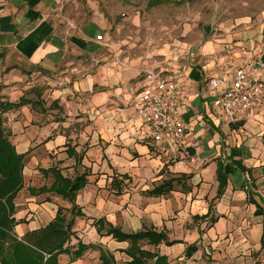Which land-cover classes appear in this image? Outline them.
<instances>
[{"label": "crops", "instance_id": "crops-1", "mask_svg": "<svg viewBox=\"0 0 264 264\" xmlns=\"http://www.w3.org/2000/svg\"><path fill=\"white\" fill-rule=\"evenodd\" d=\"M67 2L0 0V53L14 55L31 66V71L44 70L52 74L61 70L60 66L69 55H99L101 41L106 35V21L96 12L87 21L84 14L79 13L76 16L84 19L79 24L75 18L71 19L73 13L69 7L72 6L68 7ZM154 4L149 2V6ZM98 36L101 40H96ZM241 50L248 56L260 52L264 62V14L254 21L241 19L235 29H227L221 40H205L186 67L145 70L136 84L133 98L125 97L129 109L119 114L93 111L89 115V126H75L67 132L58 130L52 134L54 125L64 120L62 117L56 123H38L18 133L19 109L2 115L9 141L18 154L25 155L23 180L27 165H33L31 160L27 163V157L32 152L30 148L34 147L49 152L63 151L65 158L74 160L73 165H69L71 170L75 171V167L76 171L80 170L74 177L83 173L88 175L86 186L77 193L74 201L83 217L74 218V235L68 244L75 250L80 242L87 250L75 262H70L66 255L59 256L60 264H102L101 251L107 258L111 255L114 264H131L132 258L125 253L130 244L106 236V228L99 235L95 227L97 221L125 234L146 230L163 234L165 241L156 246L147 241L137 244L143 253L144 264L264 263V246L261 244L264 115L248 113L236 122H229L224 115L213 111L214 94L208 89L209 80L217 76V65L238 58ZM79 68L75 67V70ZM17 71L23 77L20 73L23 69L15 68L0 81L3 101L16 103L19 100ZM134 72L130 68L125 75L131 78ZM119 75V67H108V71L99 67L93 75L71 76L73 83L69 89L71 93L81 94L98 84L107 91L119 80ZM259 77L264 79V70ZM157 81H176L188 94L180 107L187 130L175 144V155L164 142L153 140L149 128L136 114L137 95ZM126 82L122 84L126 86ZM58 94L55 101L62 99L63 92ZM106 94L108 91L92 96V102L106 98ZM108 98L110 104L115 103L114 99ZM35 102L40 106L37 100ZM59 104L63 105V100ZM22 108L30 110L29 106ZM33 111L39 115L45 110ZM83 118L86 120V116ZM67 149L82 157L80 165L67 156ZM131 154L138 158L130 159ZM53 167L56 166L49 168ZM58 167L62 176L74 178ZM49 168L39 169V173L44 178L51 176L53 182L52 175L41 173ZM146 181H149L148 185L139 190V183ZM165 182L169 186L167 191L152 193ZM42 186L25 187L23 183V189L14 200L13 217L18 222L14 232L18 238L45 227L59 209L66 219L70 217L71 204L61 197L51 193L29 194L30 189L37 190Z\"/></svg>", "mask_w": 264, "mask_h": 264}, {"label": "rangeland", "instance_id": "rangeland-1", "mask_svg": "<svg viewBox=\"0 0 264 264\" xmlns=\"http://www.w3.org/2000/svg\"><path fill=\"white\" fill-rule=\"evenodd\" d=\"M149 2L155 4L149 6ZM67 5L72 6L69 7L73 13L71 19L75 18L79 24L84 22L83 16H76L79 13L84 14L87 21L96 12L106 21L107 29L101 41V51L95 57L69 55L60 66L61 70L54 74L44 70L31 71V66L20 62L14 55L0 53V81L11 69H23L20 71L23 77L17 71V96L19 99L25 97L37 100L40 106L33 112L42 108L45 110L43 115H38L32 113L31 109H19L18 133L38 123H56L62 117L64 120L54 125L52 134L58 130L67 132L75 126L91 125L89 115L93 111L119 114L129 109L125 97L128 95L133 98L136 84L145 70H151L152 67H186L192 63L196 51L205 40H221L227 29H235L241 19L250 18L254 21L264 14V0H68ZM243 51L246 52L241 50L239 56ZM75 67L80 68L77 71ZM99 67H105L106 71L108 67H119L120 70L119 80L112 88H107L106 98L92 102V96L107 92L98 84L81 94L70 92L73 83L71 76L83 77L86 73L93 75ZM130 68L136 71L131 78L125 75ZM123 81L128 84L124 86ZM59 92H63L62 99L55 101L54 97ZM108 97L114 99L115 103L110 104ZM62 100L63 105L59 104ZM83 116H86V120ZM67 124L71 126L67 128ZM30 149L32 152L27 157V163L31 160L33 165H27L23 180L25 187L51 184V176L44 178L39 173L42 168L59 166L71 178L77 172L80 173L76 167L75 171L71 170L72 166L69 165H73L74 160L65 158L63 151L49 152L43 148L36 150V147ZM137 158L136 154H131L130 159ZM174 159L177 161L178 158ZM148 182L139 183V190L147 186ZM256 264L264 263L260 261Z\"/></svg>", "mask_w": 264, "mask_h": 264}, {"label": "trees", "instance_id": "trees-1", "mask_svg": "<svg viewBox=\"0 0 264 264\" xmlns=\"http://www.w3.org/2000/svg\"><path fill=\"white\" fill-rule=\"evenodd\" d=\"M1 90L2 86L0 85V93ZM2 98L0 95V264H60L58 258L61 255H66L70 262H75L87 250V247L80 242L77 243L75 250H72L68 244L74 235L72 232L74 218L83 217L76 208L74 201L77 193L86 186L88 175L83 173L70 179L62 176L56 167L41 170L44 176L52 175L53 182L49 187L42 186L37 190L30 189L29 194L35 196L51 193L61 197L71 204L70 217L66 219L59 209L55 218L45 227L28 232L22 238H18L14 232V228L18 224L13 217L15 213L14 200L23 189L25 155L18 154L9 141V134L3 125L2 115L24 106H29L31 110H35L38 105L35 101L25 97H21L16 103L3 101ZM66 153L69 158L75 159L76 165L81 164L82 157L73 150L67 149ZM168 187V182H165L160 187L155 188L152 193L160 194L162 191H167ZM95 227L99 235L106 228V236H111L117 242L130 244L125 253L132 258L131 264H144L141 259L143 253L137 246L139 242L147 241L148 244L156 246L165 241L163 234H157L150 230L125 234L103 221H97ZM261 244L264 246V227ZM100 260L102 264H114L113 257L109 255L107 258L102 251Z\"/></svg>", "mask_w": 264, "mask_h": 264}, {"label": "built area", "instance_id": "built-area-1", "mask_svg": "<svg viewBox=\"0 0 264 264\" xmlns=\"http://www.w3.org/2000/svg\"><path fill=\"white\" fill-rule=\"evenodd\" d=\"M96 40H101V36ZM262 58L260 52L248 56L243 51L238 58L217 65V76L208 82V89L214 94L215 113L224 115L229 122H236L248 113L264 115V79L259 77L264 70ZM187 98L188 94L176 81H157L135 99L137 117L147 125L153 140L164 142L174 155L175 144L187 130L180 114Z\"/></svg>", "mask_w": 264, "mask_h": 264}]
</instances>
